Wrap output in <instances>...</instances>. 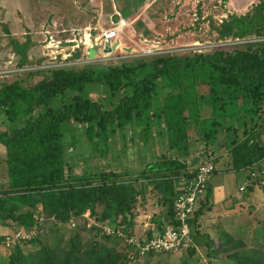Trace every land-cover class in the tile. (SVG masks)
Segmentation results:
<instances>
[{"label":"trees","instance_id":"obj_1","mask_svg":"<svg viewBox=\"0 0 264 264\" xmlns=\"http://www.w3.org/2000/svg\"><path fill=\"white\" fill-rule=\"evenodd\" d=\"M126 1L115 4L124 16L131 11ZM212 27L216 38L240 41L184 54L52 67L42 65V55L28 57L35 45L30 35L19 41L2 24L13 61L8 73L14 77L0 75V241L21 227L34 228V234L12 242L0 264H149L159 252L128 258L121 239L97 225L86 227L82 212L88 209L96 224L134 232L137 204L145 203L151 192L160 211L153 217L154 230H159L177 222L172 202L194 173L197 159L209 158L214 164L218 147L225 143L234 169L259 168L264 153V0L242 14L228 13ZM140 31L149 33L145 27ZM25 74L40 76L26 83ZM91 85L99 88L97 97L90 95ZM71 123L104 156L115 131L126 145L125 127L131 142L145 148L156 141L160 150L131 170L103 163L94 170L96 166L80 165L75 171L73 151L64 142L69 130V145L74 146L78 127ZM201 210H193L187 220L204 260L190 246L174 264H214L210 258L218 251L234 264H264V239L257 246L231 237L215 243L198 229ZM70 217L73 225L68 224ZM260 235L264 238V228Z\"/></svg>","mask_w":264,"mask_h":264},{"label":"rangeland","instance_id":"obj_2","mask_svg":"<svg viewBox=\"0 0 264 264\" xmlns=\"http://www.w3.org/2000/svg\"><path fill=\"white\" fill-rule=\"evenodd\" d=\"M128 1L131 3V11L127 17L129 19L135 18V20L130 23L131 25L129 24L123 27L120 34L122 46L116 49V51H120L121 53L130 51V53L135 52L136 55L148 56L160 51H163L161 53L179 54H184L192 50L204 51L233 43L229 42L230 38H216V32L212 24H218L228 13L242 14L250 9L251 5L257 0ZM117 2L118 0L114 2L113 0H0V59L1 56H5L4 59L0 60V75L5 76L4 79L6 80L14 77L8 73L10 67H13V61L11 60L12 54L10 47L5 42L6 37L1 31L3 23L7 25L11 35L19 41H22L26 35H30V38L35 41V45L30 46L28 57L33 59L38 54L42 55L40 39L44 37L47 29L68 28L73 25L82 26L87 23V20H89L91 25L96 22L103 26L107 25L108 15L113 11L112 5H114L115 9H120L119 5H124L127 1L119 0L120 4L115 6ZM112 18L114 17L112 16ZM50 21L54 24L50 23ZM138 21L142 22L139 23ZM143 27L149 29L148 34H143L140 31V28L143 29ZM138 31L146 37V40L138 39ZM94 51V47H91L89 49V55H92ZM124 58L128 59L130 55ZM121 59H118V61ZM113 61H116V59L111 60V62ZM37 67L39 66L37 65ZM5 72L7 73L4 75L3 73ZM39 76L38 74H25L23 81L30 83L39 78ZM98 91L99 88L91 85L90 95L92 97H97ZM71 125L78 127V130L74 134L76 139L74 140V146L69 145L71 143V133L69 130L64 134V142L68 146V149L73 151V157L70 156V159H74L73 169L75 171H79L78 167L80 165L87 169L96 166L95 168H91V170H94L103 163H108L113 168L121 169L126 167L131 170V168L140 167L145 161H150L153 152L157 153L160 150V145L156 141L151 145L147 143L145 148L141 146L139 141L137 143L135 141L131 142L129 140V129L125 127L123 131L125 133L126 145L124 147L122 146V137L118 135V131H115V134L107 140L109 148L106 156H104L98 149L93 150L90 141L82 132L81 127L76 125V123H71ZM190 133L192 137L195 136L194 130L190 129ZM77 134L78 137L76 136ZM190 140V146L192 147L195 141L194 138ZM196 142L198 143V141ZM136 147L141 149L137 151ZM200 147L201 145L198 144V148ZM221 147H218V152H220ZM197 153L193 152V156H196ZM201 156V159L205 158L203 155ZM146 197L145 203L142 205L137 204L136 208L138 210L136 212L140 213L141 211L143 213L142 210H145L146 213L153 209L150 206L155 195L148 192ZM136 227H134V230H137ZM141 228L142 226L138 230ZM263 228L264 225H261L260 229ZM66 229L68 228L66 227ZM40 232H44V229H41ZM262 239L264 238H258L259 241ZM250 244L254 245L251 241ZM255 246H257L256 243ZM25 247H29V245L26 244ZM9 249L10 245L6 246L0 241V255L7 254ZM179 252L155 253L150 257L149 264H174L179 260L177 257ZM197 254L199 255V253Z\"/></svg>","mask_w":264,"mask_h":264},{"label":"built area","instance_id":"obj_3","mask_svg":"<svg viewBox=\"0 0 264 264\" xmlns=\"http://www.w3.org/2000/svg\"><path fill=\"white\" fill-rule=\"evenodd\" d=\"M112 8V15H108V24L104 26L98 22L93 25L87 22L82 26L73 25L68 28L47 29L44 37L40 39V50L44 58L42 65L56 67L80 65L95 61L111 62L114 59L136 55L135 52L124 51L125 53H121L116 51L122 46L120 34L123 27L129 25L135 18L129 19V17L122 15L120 11L115 9L114 5H112ZM50 23L54 24L52 21ZM138 34V39L146 40V37L140 32ZM91 47H94L95 51L92 55H89ZM161 52L163 51L157 53ZM12 69L10 68V70ZM257 164L259 165L257 169L248 165L245 166L247 175L250 180L258 179V183L264 185V153ZM213 168L214 164L211 160H200L196 164V169L191 177L186 178L182 183L172 202L173 216L177 221L176 223H166L161 229L152 230L149 234H147V225H144L140 230L127 232L122 229V226L106 223L96 224L94 217L88 209H85L82 212V216L86 218L85 226L97 225L100 231L119 237L127 246L126 254L130 259L142 257L148 252H176L194 246L187 219L194 210L196 200L205 192L206 183L213 172ZM243 188L244 184L239 186V190ZM68 223L73 225L75 220L70 217ZM33 234L34 228H17L4 235L3 244L9 246L12 242H19L33 236Z\"/></svg>","mask_w":264,"mask_h":264},{"label":"crops","instance_id":"obj_4","mask_svg":"<svg viewBox=\"0 0 264 264\" xmlns=\"http://www.w3.org/2000/svg\"><path fill=\"white\" fill-rule=\"evenodd\" d=\"M87 22L90 23L89 20ZM228 149L224 143L220 152L216 153L214 171L207 180L205 192L194 204V210L202 208L196 217V223L198 229L208 233L215 243L222 238L231 237L234 241H242L245 246H250V241L258 245V238L262 237L260 227L264 225V185L256 180H250L245 166L234 169L231 166ZM197 161L198 159L194 165L198 163ZM242 184L244 188L239 190ZM150 207L153 208L150 212L145 213V210H142L143 213L136 212L134 227L137 226V230L144 225H147V230H154L157 227L153 217L160 212L159 208L156 204H151ZM193 247L203 261V250L195 243ZM210 262L234 264L233 260L221 251L211 257Z\"/></svg>","mask_w":264,"mask_h":264}]
</instances>
